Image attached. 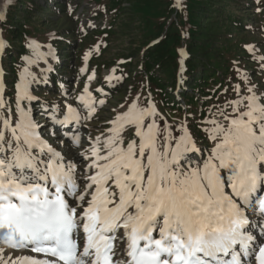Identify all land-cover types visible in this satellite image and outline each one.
Segmentation results:
<instances>
[{
  "label": "snow or ice",
  "instance_id": "1",
  "mask_svg": "<svg viewBox=\"0 0 264 264\" xmlns=\"http://www.w3.org/2000/svg\"><path fill=\"white\" fill-rule=\"evenodd\" d=\"M6 47L0 39V55ZM33 52L14 99L0 68V240L31 253L0 247V264H264V96L237 85V99L206 121L205 152L186 122L168 123L139 97L82 142L73 128L105 103L85 85L80 109L57 105L48 117L71 125L58 139L77 149L69 158L31 114L30 66L44 58Z\"/></svg>",
  "mask_w": 264,
  "mask_h": 264
},
{
  "label": "trees",
  "instance_id": "2",
  "mask_svg": "<svg viewBox=\"0 0 264 264\" xmlns=\"http://www.w3.org/2000/svg\"><path fill=\"white\" fill-rule=\"evenodd\" d=\"M54 1L51 6L48 0H15L6 11V20H0V39L7 44L2 55L7 97L13 98L9 87L14 89L33 48L51 52L53 38L72 37L80 42V65L86 46L98 48L104 40V49H109L112 39L127 35L134 37L127 45L118 44L117 51L106 59L94 58L99 73L115 66L112 80L100 76V81L112 95L114 91L119 94L121 85L126 84L127 100L135 93L151 98L160 114L166 112L163 117L168 123L178 126L186 122L205 152L213 147L203 131L209 126L206 121L218 108H227L237 99V85L245 94L250 86L264 96V24L260 35L252 32L256 18L264 21V0H79L86 5L83 18L69 9L68 1ZM5 3L0 0V8ZM258 5L260 11L252 10ZM49 10L51 17L43 21ZM91 17L98 22L89 27ZM48 23L54 24L52 28ZM59 40L56 42L67 56L72 44ZM66 64L62 67L68 69ZM117 77L121 79L117 81ZM178 83L186 86L182 88L183 101L175 94ZM176 115H180L181 124L173 121Z\"/></svg>",
  "mask_w": 264,
  "mask_h": 264
},
{
  "label": "rangeland",
  "instance_id": "3",
  "mask_svg": "<svg viewBox=\"0 0 264 264\" xmlns=\"http://www.w3.org/2000/svg\"><path fill=\"white\" fill-rule=\"evenodd\" d=\"M37 1H44V0H37ZM50 2L51 6H54V0H48ZM68 1V6L69 9L74 10V13L77 14L78 17H85L84 14L82 13L83 8L86 6L85 2H79V0H66ZM252 10L254 11H260L261 7L260 5L256 7H252ZM23 15V13H21ZM51 17L50 10L47 11L46 16H44V20L46 21ZM84 23L87 22L86 19L82 20ZM89 27L93 26V24H96L98 21H96L94 18L91 17V20L89 21ZM100 22V21H99ZM104 24H107V21H104ZM261 24H264L263 22H260L258 18L254 20V26L257 25V28L254 27L253 25V31H258V33L262 30L261 29ZM54 25V24H53ZM52 23H48L47 27L52 28ZM251 26V27H252ZM83 28H80V31H82ZM64 31V28H61V32ZM264 31V29H263ZM262 34V33H261ZM260 35V33H259ZM263 37H264V32H263ZM124 38H120L119 40H111L110 44L112 45L109 49H104L105 48V41L101 40L100 42L102 43L101 47H89L86 46L84 51V58L82 61H80V65L78 64V48H79V41H76L72 37H67L66 41L68 43L72 44L73 49L67 56H63L62 50L59 48L58 49V54L55 55L56 57L54 58L53 55H49V52L45 50H40L37 48L39 53L44 56L43 59L39 61L38 67L36 68V71L34 69V72L36 74L37 80L32 83L31 87L33 88L32 90V95L37 97V100L32 101L31 105H29L31 114L34 117V119L43 126V132L42 135L44 138H51L50 131H48L46 128V125L49 123V118L47 116L41 115L43 112L46 115H50L52 113H55L56 110V105L60 106V109L62 106L65 107L66 103H72L74 107H77L78 109L81 108L80 101L78 100L79 95L82 93L83 88L85 85L89 86L90 91L97 89L99 92V96H95V91L93 92L94 96L96 97V100H104L105 103L101 106L98 105L97 111L93 117L92 120L84 122V126L77 125L76 128H78L79 133L82 138V142L86 140V138L91 135L92 137H96L101 134V132L109 127L108 125V120L111 118H114L116 110L123 111V108L121 107L122 105L127 106V104L131 103L133 99L136 97H139V102L142 103L144 101H150L146 99V96H137L139 93H135L134 96L130 99L127 100L128 96V90L129 87L126 84L121 85V91L119 94H116V91H114V95L108 94L109 89L108 86H104L103 83L100 81L99 77L100 76H106L109 77L111 76L112 78L114 77V72H115V66H109L101 69V72H98V67H97V61L94 60V58H103L106 59L108 55L111 53H114L117 51V45L124 42L125 45H127L130 41H132L133 36H123ZM33 45V44H32ZM97 48L94 52H92L93 49ZM90 53V55H89ZM34 55V54H33ZM89 55V56H88ZM94 55V56H93ZM100 55V56H99ZM138 57V56H137ZM92 59V60H91ZM45 60H47V63H45ZM66 60H69L66 66L69 68H61L64 62H67ZM58 61V62H57ZM58 63V68H61L62 71H58L57 73V78H58V86L59 89H57V84L53 82V80H50L49 87L43 86L45 76L46 74L43 73L44 70H48L52 67L50 65H54ZM93 62V63H92ZM78 65V66H77ZM82 69H86V71H82ZM70 72V73H69ZM94 74V79L89 80V77ZM10 76V75H9ZM10 82H12V76L9 78ZM62 79H67L68 82H63ZM10 88V91L12 92L13 90ZM47 88V89H46ZM46 89V90H45ZM102 89V91H99ZM45 90V91H44ZM49 92L48 95H46L47 98H42L41 95L44 94V92ZM179 90H176V93H178ZM58 98L56 100V103L54 100L56 99L55 97ZM14 98H15V91H14ZM47 109H50L48 111ZM47 110V111H46ZM115 110V111H113ZM166 113V112H165ZM165 113L163 116H165ZM167 115V114H166ZM168 116V115H167ZM177 118V119H176ZM177 121L176 124H181V117L180 115H176L175 120ZM77 129L73 128V131L71 134H75ZM61 134H56L55 136H52V144L54 147H56L59 151L64 152L65 154L68 155L69 158H71L72 153L76 152L77 149L71 145L68 141V139H63V144L58 143V139L60 138ZM86 146V145H85ZM83 149H80L82 151Z\"/></svg>",
  "mask_w": 264,
  "mask_h": 264
},
{
  "label": "bare ground",
  "instance_id": "4",
  "mask_svg": "<svg viewBox=\"0 0 264 264\" xmlns=\"http://www.w3.org/2000/svg\"><path fill=\"white\" fill-rule=\"evenodd\" d=\"M0 247H3L5 249V251L10 254V255H29L31 253H29L27 250H20L18 253L14 252L12 249L8 248V246H6L5 244H3V242L0 240Z\"/></svg>",
  "mask_w": 264,
  "mask_h": 264
}]
</instances>
